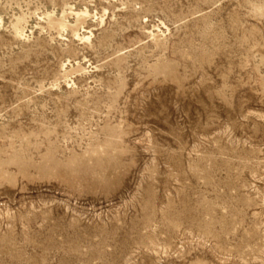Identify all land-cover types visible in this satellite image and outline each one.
Segmentation results:
<instances>
[{
	"label": "rangeland",
	"instance_id": "obj_1",
	"mask_svg": "<svg viewBox=\"0 0 264 264\" xmlns=\"http://www.w3.org/2000/svg\"><path fill=\"white\" fill-rule=\"evenodd\" d=\"M0 264H264V0H0Z\"/></svg>",
	"mask_w": 264,
	"mask_h": 264
}]
</instances>
